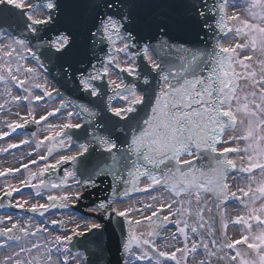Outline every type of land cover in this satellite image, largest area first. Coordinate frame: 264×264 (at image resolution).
Listing matches in <instances>:
<instances>
[{
  "label": "snow or ice",
  "instance_id": "snow-or-ice-1",
  "mask_svg": "<svg viewBox=\"0 0 264 264\" xmlns=\"http://www.w3.org/2000/svg\"><path fill=\"white\" fill-rule=\"evenodd\" d=\"M0 86V139L60 119L0 169L35 214L0 217V264H264V0H0Z\"/></svg>",
  "mask_w": 264,
  "mask_h": 264
},
{
  "label": "rangeland",
  "instance_id": "rangeland-1",
  "mask_svg": "<svg viewBox=\"0 0 264 264\" xmlns=\"http://www.w3.org/2000/svg\"><path fill=\"white\" fill-rule=\"evenodd\" d=\"M243 7L244 6H242L241 8H243ZM0 92H2V86H0ZM3 99L4 98L2 96H0V103H3ZM48 106L50 108L51 104H49ZM43 107H44V102H40V106L37 107V110H36L37 118L39 117L40 114H42ZM9 108L12 109V113L19 111V112H21V114H23V109L17 108L11 104L6 105L5 109L0 111V132H11V130L6 127L5 121L11 122L12 120L17 119V117L11 113H9L7 115L5 114ZM48 123H60V119L55 117L52 120H49L46 124H44L42 127L37 129L35 137L31 138V136L28 133H26V134H24V136H22L20 138L19 137L13 138V140H11L10 142H7V143L1 145L0 148H7L9 144L20 143L21 140H29L30 141L29 144H27V145L22 144L21 147H19V148H9L7 152H0V169L8 168V167H19L21 163H27L30 159H36L35 157H38V155L43 154L45 152V147L43 146V147H40L37 149V148H35V144H36L37 140H40V137L42 135L49 134L48 127H47ZM18 132L19 131L16 130L15 132H12V134H18ZM15 151H18V153H20V156L17 155L15 157H13L12 152H15ZM10 152H11L12 158L10 160L2 161V160H4V158L7 155H9ZM30 152H35L36 154L29 156ZM31 169L33 171H36L35 168H31ZM27 175H28V173L26 171H24L21 175H18L15 177H11V176H9L7 178L0 177V184H2L5 181V179L9 183L16 184L19 182L20 179L26 178ZM26 198L31 199L32 198L31 194L28 195ZM20 217L24 218V216H22L21 214H20ZM170 230L174 231V229H171V228H170Z\"/></svg>",
  "mask_w": 264,
  "mask_h": 264
},
{
  "label": "water",
  "instance_id": "water-1",
  "mask_svg": "<svg viewBox=\"0 0 264 264\" xmlns=\"http://www.w3.org/2000/svg\"><path fill=\"white\" fill-rule=\"evenodd\" d=\"M53 70V69H52ZM53 83V82H52ZM55 85V84H54ZM46 150V148H45ZM110 178L105 179L102 183H99V186L93 190H89L91 193L90 195H87L88 201L84 203V201L77 207V209H82L83 206L86 204L92 203V201L96 200L98 201L99 199H104L107 198V195L109 194V184H110ZM106 243H110L112 246L113 253H115V241L114 240H109L108 236L106 235L104 237ZM77 247H80V245H77Z\"/></svg>",
  "mask_w": 264,
  "mask_h": 264
},
{
  "label": "bare ground",
  "instance_id": "bare-ground-1",
  "mask_svg": "<svg viewBox=\"0 0 264 264\" xmlns=\"http://www.w3.org/2000/svg\"><path fill=\"white\" fill-rule=\"evenodd\" d=\"M50 81H51V80H50ZM51 83H52V81H51ZM18 110H19V109H18ZM17 154H18L17 152H16V153H13L12 156L15 157ZM10 156H11V155H7V156H6V159L9 158ZM0 256H2V253H0Z\"/></svg>",
  "mask_w": 264,
  "mask_h": 264
}]
</instances>
